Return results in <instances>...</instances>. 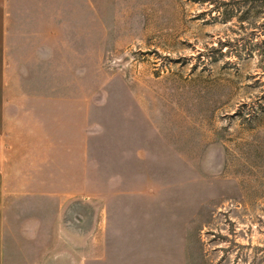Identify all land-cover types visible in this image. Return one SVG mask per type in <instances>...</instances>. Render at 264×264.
<instances>
[{"label":"rangeland","instance_id":"374dc122","mask_svg":"<svg viewBox=\"0 0 264 264\" xmlns=\"http://www.w3.org/2000/svg\"><path fill=\"white\" fill-rule=\"evenodd\" d=\"M54 3L51 89L33 94L50 116L14 126L67 178L78 264H264V0Z\"/></svg>","mask_w":264,"mask_h":264},{"label":"crops","instance_id":"0c3cea01","mask_svg":"<svg viewBox=\"0 0 264 264\" xmlns=\"http://www.w3.org/2000/svg\"><path fill=\"white\" fill-rule=\"evenodd\" d=\"M53 1L61 2L0 0V264H37V254L59 239L68 251L57 256L58 264H69V257L78 264L83 247L78 211L74 222L68 220V203L74 196L68 195L67 178L59 177L53 184L50 168L35 163L36 149L24 147L20 140L26 136L14 126L26 123L29 130L50 116V100L33 94L50 91L46 64L51 63L53 42L61 45V8H53ZM53 27L59 35L55 40ZM5 89L22 97L5 101ZM43 137L44 132L39 134ZM74 182L77 189L78 179Z\"/></svg>","mask_w":264,"mask_h":264}]
</instances>
